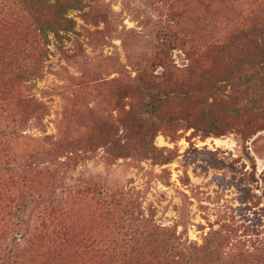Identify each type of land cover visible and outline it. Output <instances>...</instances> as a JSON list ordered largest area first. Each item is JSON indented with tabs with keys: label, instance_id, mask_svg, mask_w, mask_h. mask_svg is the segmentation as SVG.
<instances>
[{
	"label": "trees",
	"instance_id": "16d2710c",
	"mask_svg": "<svg viewBox=\"0 0 264 264\" xmlns=\"http://www.w3.org/2000/svg\"><path fill=\"white\" fill-rule=\"evenodd\" d=\"M195 1L208 6L207 10L213 4L208 0ZM240 1L220 0L233 5ZM248 1L250 12L242 26L210 57L206 53L198 56L193 48H185L186 40L172 29L161 30L152 68L139 72L133 80H112L110 88L118 104L117 114L107 115L96 107L90 108L88 121L77 132L61 131L53 137L25 132L29 113L36 111L37 117L43 119L47 112L45 102L29 92L26 82L28 76L40 74L48 58L50 32L62 39L73 31L76 21L69 12L83 9L84 4L82 0H0V223H4L0 226V264H22L35 246L44 252L43 264L73 263L62 249L71 232L66 204L76 194L87 193L106 204L122 201V191L94 177L75 176L81 156L105 147L110 160L139 154L166 162L167 156L155 144L160 131L175 135L181 128L194 127L207 134L222 135L233 128L234 121L251 116L249 107L238 104L224 103L216 110L226 86L220 81L237 90L253 81L261 86L264 96V0ZM180 45L188 60L181 66L173 59V52ZM160 68L162 71H158ZM139 99L146 103L136 104ZM125 101L128 108L121 106ZM28 144L34 148L20 153L21 145ZM20 155L25 159L19 160ZM41 172L58 174L57 183L37 187L33 179ZM18 185L23 186V193L15 190ZM30 204L35 205L34 221L26 223L25 243H7L9 227L20 226L19 221L12 220L19 219L20 212ZM127 206L119 208L113 218L118 234L117 230L113 235V231L96 236L85 233L73 239L79 259L76 264H215L214 255L221 264H264V238L257 246L243 244L233 229L224 228L210 232L212 239L194 245L191 256L181 259L183 243L178 242L183 235L177 229L152 223L141 210L130 213ZM190 246L187 248L191 250Z\"/></svg>",
	"mask_w": 264,
	"mask_h": 264
},
{
	"label": "rangeland",
	"instance_id": "374dc122",
	"mask_svg": "<svg viewBox=\"0 0 264 264\" xmlns=\"http://www.w3.org/2000/svg\"><path fill=\"white\" fill-rule=\"evenodd\" d=\"M211 2L207 10L208 6L202 7L195 0H82L83 9L69 12L76 21L74 30L62 39L50 32V52L40 74L27 78L29 92L45 102L47 112L43 119L37 117L36 111L29 113L25 132L53 137L61 131L77 132L88 121L89 109L93 107L107 115L117 114L118 104L110 88L112 80H133L139 72L151 69L159 45L158 33L165 28L184 38L185 48H193L198 56L206 53L210 57L242 26L250 12L248 0H241L238 5L207 1ZM180 46L174 50L173 59L181 66L188 60L183 45ZM226 57L220 59L219 70ZM220 82L226 86L216 110L226 103L253 111L247 120L234 121L233 128L225 134H207L194 127L181 128L175 135L160 131L155 144L167 156L166 162L139 154L110 160L105 147L80 157L75 176L94 177L122 191V201L108 205L89 193L70 199L65 209L71 232L62 249L73 263L64 264L79 261L73 239L85 233L96 236L113 231V235L117 230L118 234L113 218L119 208L127 205L130 213L141 210L152 223L177 229L183 235L178 242L183 243L181 259L191 256L194 245L212 239L210 232L215 229H233L243 244H259L264 238L263 89L253 81L240 85L241 90ZM209 101L213 102V97ZM145 103V99H139L136 104ZM125 104L126 101L121 106ZM21 147L20 153L34 148L30 144ZM24 159L19 156V160ZM52 174L37 173L33 182L39 188L46 183L51 186L57 183L58 175ZM15 190L24 192L22 185ZM34 207L30 204L20 212L19 219L12 220L19 221L20 226L9 227L7 243H25L26 223H33ZM3 225L1 221L0 226ZM187 245H192V249ZM43 254L35 246L22 264H43ZM214 258L212 263L221 264L215 255Z\"/></svg>",
	"mask_w": 264,
	"mask_h": 264
}]
</instances>
